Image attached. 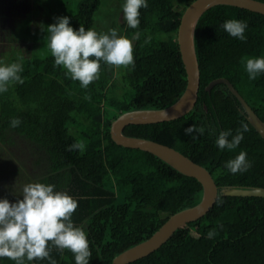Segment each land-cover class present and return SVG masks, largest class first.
Here are the masks:
<instances>
[{
    "label": "trees",
    "instance_id": "16d2710c",
    "mask_svg": "<svg viewBox=\"0 0 264 264\" xmlns=\"http://www.w3.org/2000/svg\"><path fill=\"white\" fill-rule=\"evenodd\" d=\"M105 1L83 0L69 26L93 30ZM194 1L146 0L136 29L125 19L123 37L132 43L134 66L123 67V86L110 65L100 61L99 78L81 87L66 69L55 65L48 46H40L41 32L35 35L33 26L36 18L22 24L21 35L14 26L8 34L0 32V44L6 43L0 66L20 63L24 80L10 82L8 91L0 93V155L15 153L17 170L30 177L20 182L23 186L16 195L11 188L0 191V201L15 204L23 199V188L33 183L55 185L54 192L67 193L78 205L71 220L86 234L89 264H112L121 253L150 239L172 216L204 198L197 179L149 152L117 145L110 134L123 114L166 110L182 98L187 74L177 34ZM60 3L63 0H57L56 13L50 16L61 13ZM228 20L247 23L245 41L223 29ZM193 44L200 72L195 108L171 122L128 126L123 135L173 148L207 169L218 187V199L203 218L178 229L159 250L131 264H264V198L225 195L232 189H264V139L227 85L207 90L214 80L230 81L264 126V73L253 80L246 71L247 59L264 58V15L228 5L212 7L198 19ZM14 118L21 121L15 128L10 126ZM242 123L249 131L239 146L221 150L216 144L220 132L231 130L234 136ZM193 125L204 128L196 140L185 134ZM78 142L85 145L83 151L68 150ZM22 143L30 150L28 158ZM242 151L251 167L232 174L226 164ZM1 167L0 161V172L5 171ZM213 230L215 235L209 237ZM49 253L44 260L25 257L24 264L52 260L75 264L70 250H59L51 242ZM0 264L17 262L0 257Z\"/></svg>",
    "mask_w": 264,
    "mask_h": 264
},
{
    "label": "clouds",
    "instance_id": "9594fccd",
    "mask_svg": "<svg viewBox=\"0 0 264 264\" xmlns=\"http://www.w3.org/2000/svg\"><path fill=\"white\" fill-rule=\"evenodd\" d=\"M146 0H126L123 6L127 25L136 29L140 23V9L146 8ZM56 23L47 27L48 47L54 57L55 65L66 69L71 79L79 81L81 87L87 88L97 80L100 74V61L109 65L127 68L134 66L133 46L129 39L118 37L116 29L109 34L98 35L94 30H85L80 26L78 31L69 26V17L55 18ZM232 37L246 40L244 21L228 20L222 25ZM246 71L249 79H256L264 73V58L246 60ZM23 72L20 63L0 66V93L8 91L10 82L24 83L19 73ZM21 121L14 118L10 126L15 128ZM249 131L248 125L242 123L236 135L231 130L221 131L217 146L223 150H234L243 140V133ZM204 128L195 125L185 129V134L196 140L203 135ZM229 137H232L229 140ZM85 145L75 143L68 150L83 151ZM247 154L239 155L227 162L226 167L232 174L244 173L251 167L246 159ZM55 185L42 183L28 184L23 188V199L10 204L7 199L0 201V257H6L24 264L28 261L50 258L49 242L59 250H70L74 254L75 264H89L91 252L86 234L74 227L71 217L77 208V202L64 192H54ZM209 237L215 231L209 232ZM51 264H56L54 260Z\"/></svg>",
    "mask_w": 264,
    "mask_h": 264
},
{
    "label": "water",
    "instance_id": "95a60500",
    "mask_svg": "<svg viewBox=\"0 0 264 264\" xmlns=\"http://www.w3.org/2000/svg\"><path fill=\"white\" fill-rule=\"evenodd\" d=\"M218 5L233 6L264 15V3L256 0L194 1L183 14L177 34V41L187 74V87L182 98L175 105L166 110L133 111L125 113L113 123L110 132L112 140L117 145L149 152L165 161L180 173L197 179L204 188V198L196 207L172 216L150 239L121 253L115 258L112 264H131L150 256L159 250L178 229L192 222H196L207 215L217 202L218 187L207 169L194 163L173 148L149 140L126 137L123 135V131L126 127L131 125H152L171 122L184 117L195 108L200 89V72L193 44L194 29L201 15L210 8ZM218 84L227 85L229 90L242 102L250 117H256L252 109L230 81L223 78L214 80L208 85L207 90L210 91ZM251 123L253 124L252 121ZM253 125L264 139V130L255 124ZM225 195L233 197L264 198V189H232L226 191Z\"/></svg>",
    "mask_w": 264,
    "mask_h": 264
},
{
    "label": "rangeland",
    "instance_id": "374dc122",
    "mask_svg": "<svg viewBox=\"0 0 264 264\" xmlns=\"http://www.w3.org/2000/svg\"><path fill=\"white\" fill-rule=\"evenodd\" d=\"M58 1L60 2V0ZM82 1L83 0H63L62 4L64 5L60 3V6L64 7V9H61V13L58 15L50 16V14L56 13V11L54 10L57 9L58 6L57 0H20L19 3H14L18 2V0H0V32L4 30L5 32L2 34H8V32L6 31H11V27L14 26L15 30H17V28L19 27V34L21 35L23 33L21 28L24 27V25L22 24L26 21H29L30 19L33 20L34 18H36L33 21V26H35V35L38 36L41 32L39 35L40 46H48L49 39L47 38H49L50 34L46 29L47 24L56 23L55 18L58 17L67 16L70 19L75 14L78 5ZM124 4L125 1L121 0H106L102 5L100 11L96 14V24L93 30L96 31L98 35H110V30L112 29L111 27L114 25V28L117 31V36L123 37L122 24L125 22V16L123 12ZM20 21L21 25H19ZM0 36L2 35L0 34ZM19 42L20 41H18V43ZM4 43L0 44V53L2 52V47H4L6 44ZM24 45H26V43ZM20 58H22V56H20ZM20 62L22 63V60ZM110 68L115 74V78L118 80V84L120 86H123L122 79L124 77L125 69L123 67L117 68L112 65H110ZM21 145L24 149L26 148L25 150L23 149L25 153L27 152L26 154H24V157L28 158L30 156V150L28 146L24 143H22ZM20 156L23 155L20 154ZM0 158L2 166L1 168L5 170L3 172H0V191L7 190V188H11L15 192L14 194L16 195L19 191V188L23 186L22 184H20V182H27L30 180V177L27 175L22 176L19 170H17L19 169L20 164L15 160V153H12V155L2 154L0 155ZM15 171H17V173Z\"/></svg>",
    "mask_w": 264,
    "mask_h": 264
},
{
    "label": "bare ground",
    "instance_id": "6f19581e",
    "mask_svg": "<svg viewBox=\"0 0 264 264\" xmlns=\"http://www.w3.org/2000/svg\"><path fill=\"white\" fill-rule=\"evenodd\" d=\"M251 121L253 122V124H255L256 126L261 128L262 130H264V126L261 124V122L256 117H254V116L251 117Z\"/></svg>",
    "mask_w": 264,
    "mask_h": 264
}]
</instances>
